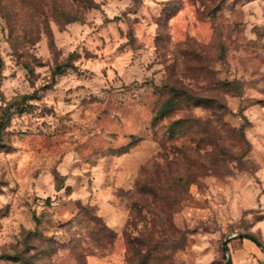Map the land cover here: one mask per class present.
Here are the masks:
<instances>
[{"label":"rangeland","instance_id":"374dc122","mask_svg":"<svg viewBox=\"0 0 264 264\" xmlns=\"http://www.w3.org/2000/svg\"><path fill=\"white\" fill-rule=\"evenodd\" d=\"M227 239L264 264V0H0V264Z\"/></svg>","mask_w":264,"mask_h":264},{"label":"water","instance_id":"95a60500","mask_svg":"<svg viewBox=\"0 0 264 264\" xmlns=\"http://www.w3.org/2000/svg\"><path fill=\"white\" fill-rule=\"evenodd\" d=\"M237 236L242 237V236H244V234L235 235L234 237H237ZM230 238H232V237H230ZM230 238H229V239H230ZM227 242H228V239L224 242V251L228 254L229 259H230V262H231V264H232V257H231V255H230V251H229V248H228Z\"/></svg>","mask_w":264,"mask_h":264}]
</instances>
